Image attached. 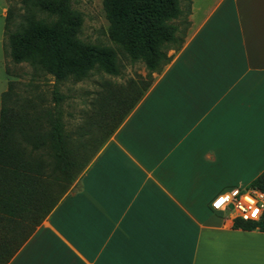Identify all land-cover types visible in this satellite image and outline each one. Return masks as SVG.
<instances>
[{
    "label": "crops",
    "instance_id": "0c3cea01",
    "mask_svg": "<svg viewBox=\"0 0 264 264\" xmlns=\"http://www.w3.org/2000/svg\"><path fill=\"white\" fill-rule=\"evenodd\" d=\"M7 11L0 0V35ZM186 21L180 48L7 264H264V231L210 206L264 171V0H190Z\"/></svg>",
    "mask_w": 264,
    "mask_h": 264
},
{
    "label": "trees",
    "instance_id": "16d2710c",
    "mask_svg": "<svg viewBox=\"0 0 264 264\" xmlns=\"http://www.w3.org/2000/svg\"><path fill=\"white\" fill-rule=\"evenodd\" d=\"M21 1L28 10L22 21L15 23L10 7L6 15V53L12 61L27 62L53 75L56 84L69 77L86 78L96 68L119 74L113 50L79 38L80 13L72 8L70 0ZM32 5L47 17L38 16ZM104 8L110 38L132 62L142 60L146 64L150 79L143 89H147L153 73L160 72L171 60L167 54L170 44L178 42L176 50L182 44L183 38L178 35L182 25L174 22L183 14L180 0H104ZM13 25L15 29H11ZM16 84L11 80L1 94L0 264L13 258L57 206L125 115L96 145H91L89 139L93 138L88 136L93 137V133L74 137L66 131L56 86V104L49 108L42 94L39 101L21 97ZM142 93L133 98L129 109ZM250 187L264 191V171ZM233 226L264 231V212L258 221L235 218Z\"/></svg>",
    "mask_w": 264,
    "mask_h": 264
},
{
    "label": "rangeland",
    "instance_id": "374dc122",
    "mask_svg": "<svg viewBox=\"0 0 264 264\" xmlns=\"http://www.w3.org/2000/svg\"><path fill=\"white\" fill-rule=\"evenodd\" d=\"M70 4L80 13L79 38L84 42L104 45L113 50L119 74L96 68L91 70L86 78L69 77L56 84L53 75L36 70L27 62L16 63L7 56L6 48L9 46L4 31L0 35V107L1 94L7 90L11 80L17 83L16 90L21 97H34L39 101L38 95L42 94L49 108L56 104L54 89L57 87L60 96L58 107L62 110L66 131L72 133L74 137H79L80 133L83 135L93 133L94 136L88 138H93L89 139L90 144L96 145L129 109L133 98L143 90L150 78L146 64L142 60L132 62L123 48L110 38V22L105 12L104 0H70ZM180 4L183 14L174 20L179 26L182 25L179 27L178 35L187 25L190 0H180ZM7 6L14 12L15 23L22 21L28 12L21 0H7ZM32 10L38 16L47 17L46 13L33 5ZM15 26L13 25L11 29H15ZM177 45L178 42L170 44L167 54L173 48H177ZM131 84L135 86L134 90H131ZM83 138L85 140L82 141L85 142L86 137Z\"/></svg>",
    "mask_w": 264,
    "mask_h": 264
},
{
    "label": "built area",
    "instance_id": "2783aa9c",
    "mask_svg": "<svg viewBox=\"0 0 264 264\" xmlns=\"http://www.w3.org/2000/svg\"><path fill=\"white\" fill-rule=\"evenodd\" d=\"M214 211H222L234 219L258 221L264 212V191L257 187L231 188L221 191L210 203Z\"/></svg>",
    "mask_w": 264,
    "mask_h": 264
}]
</instances>
